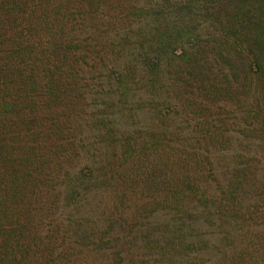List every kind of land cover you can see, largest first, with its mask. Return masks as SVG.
Returning a JSON list of instances; mask_svg holds the SVG:
<instances>
[{"label":"rangeland","instance_id":"rangeland-1","mask_svg":"<svg viewBox=\"0 0 264 264\" xmlns=\"http://www.w3.org/2000/svg\"><path fill=\"white\" fill-rule=\"evenodd\" d=\"M255 18L264 0H0V264H264Z\"/></svg>","mask_w":264,"mask_h":264},{"label":"trees","instance_id":"trees-1","mask_svg":"<svg viewBox=\"0 0 264 264\" xmlns=\"http://www.w3.org/2000/svg\"><path fill=\"white\" fill-rule=\"evenodd\" d=\"M257 22H258L257 18H255V21L251 20L250 25L248 24L247 21L245 22L243 21L241 22L240 27L242 30H256L257 32H259L258 39L255 38V42L257 41L259 44L264 46V25L260 24V22L257 25ZM254 26L256 29H253ZM252 57L253 58L251 59V61L248 62V67H247L248 71L251 72V75H253V73H255L257 70L258 72L264 71V59L257 58L256 56H252Z\"/></svg>","mask_w":264,"mask_h":264}]
</instances>
